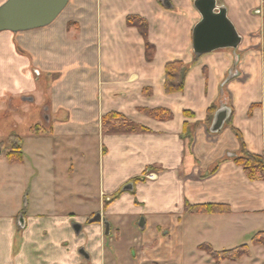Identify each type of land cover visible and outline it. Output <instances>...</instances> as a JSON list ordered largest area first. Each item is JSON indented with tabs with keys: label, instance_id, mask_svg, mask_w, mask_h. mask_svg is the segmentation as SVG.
Returning a JSON list of instances; mask_svg holds the SVG:
<instances>
[{
	"label": "crops",
	"instance_id": "obj_1",
	"mask_svg": "<svg viewBox=\"0 0 264 264\" xmlns=\"http://www.w3.org/2000/svg\"><path fill=\"white\" fill-rule=\"evenodd\" d=\"M194 1L69 0L44 28L0 33V264H216L201 245H247L248 257L219 264H264V247L244 242L264 231V179L234 162L264 153V2L216 0L239 43L196 56ZM129 16L147 22L150 62ZM175 60L188 72L166 94ZM212 106L229 111L216 133ZM155 109L172 119L146 114ZM108 114L144 130L105 133ZM7 141L20 162H9Z\"/></svg>",
	"mask_w": 264,
	"mask_h": 264
},
{
	"label": "water",
	"instance_id": "obj_2",
	"mask_svg": "<svg viewBox=\"0 0 264 264\" xmlns=\"http://www.w3.org/2000/svg\"><path fill=\"white\" fill-rule=\"evenodd\" d=\"M68 2L69 0H5L0 5V33L16 34L44 28L57 19ZM194 6L201 20L192 31L193 53L199 56L219 49H235L240 39L227 19L225 9L217 7L216 0H195ZM229 75L232 78L236 73L231 71ZM228 116V109H219L212 120L210 132H218ZM132 188L130 183L122 191H132ZM100 220L99 215L92 219L94 222ZM74 229L78 232L80 227L75 225ZM105 230L108 231L107 224Z\"/></svg>",
	"mask_w": 264,
	"mask_h": 264
},
{
	"label": "trees",
	"instance_id": "obj_3",
	"mask_svg": "<svg viewBox=\"0 0 264 264\" xmlns=\"http://www.w3.org/2000/svg\"><path fill=\"white\" fill-rule=\"evenodd\" d=\"M126 24L128 27L137 29L145 43V59L150 62L153 58L154 47L148 41L147 22L139 17L129 16L126 19ZM187 72L188 67L181 61L175 60L167 63L163 80L164 92L166 94H171L182 91L184 87V78ZM215 110L214 106L208 109L205 119L206 123L212 122ZM146 114L158 121L171 120L173 117L172 113L166 109L149 110ZM183 114L187 117L192 115L189 112H184ZM103 130L105 133H129L143 131L144 129L127 120L122 115L108 114L103 118ZM236 135L239 137L238 132H236ZM6 156L11 163H18L22 160L19 148L12 149ZM234 162L242 167L249 180L256 181L264 179L262 156L256 157L244 152L240 156L235 157ZM137 181H139V179H135L133 182ZM185 212L189 214H223L228 213L229 209L226 206L220 205H186ZM251 243L255 246L264 247V231L253 235L251 237ZM198 249L205 252L216 264L223 261L238 262L241 258L250 255L249 247L247 245H242L222 252L214 251L209 245H201Z\"/></svg>",
	"mask_w": 264,
	"mask_h": 264
},
{
	"label": "rangeland",
	"instance_id": "obj_4",
	"mask_svg": "<svg viewBox=\"0 0 264 264\" xmlns=\"http://www.w3.org/2000/svg\"><path fill=\"white\" fill-rule=\"evenodd\" d=\"M263 2H264V0H263ZM17 121H18V116L17 115H14V114H12V115H10V116H8L7 118H5V122L6 123H17ZM205 122H206V120H205ZM212 123V122H211ZM211 123H209V122H207L206 124H207V128L209 127V125H211ZM2 124V123H1ZM4 125H6L5 123H4ZM5 130V129H4ZM12 132L14 131H16L15 129H10ZM4 132H3V128H2V125H0V138L2 137V134H3ZM2 139V138H1ZM0 139V140H1ZM5 143V142H4ZM13 145L15 146V144L13 143L12 145H10V143H8V141L5 143V150L7 149V148H12L13 147ZM14 148V147H13ZM78 170V164H77V162L75 161V171H77ZM94 204V203H93ZM90 210H94V209H96V208H94V206L93 205H91L90 206V208H89ZM88 209V210H89ZM97 213H99L98 211H96V212H93L92 213V215L94 216V215H96ZM248 240V241H247ZM244 242L245 243H247V244H249L250 242H251V237H249L248 239H244ZM186 251H188L189 253H191V252H193L194 250H193V248H191V246L190 247H187L186 249H185ZM205 253V252H204ZM206 254V253H205ZM207 255V254H206ZM208 256V255H207ZM209 257V256H208Z\"/></svg>",
	"mask_w": 264,
	"mask_h": 264
},
{
	"label": "built area",
	"instance_id": "obj_5",
	"mask_svg": "<svg viewBox=\"0 0 264 264\" xmlns=\"http://www.w3.org/2000/svg\"><path fill=\"white\" fill-rule=\"evenodd\" d=\"M262 162H263V165H264V153L262 155Z\"/></svg>",
	"mask_w": 264,
	"mask_h": 264
}]
</instances>
